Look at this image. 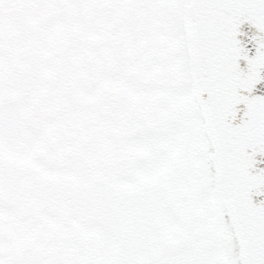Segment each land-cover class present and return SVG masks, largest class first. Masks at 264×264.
Returning a JSON list of instances; mask_svg holds the SVG:
<instances>
[{
    "label": "snow or ice",
    "instance_id": "1",
    "mask_svg": "<svg viewBox=\"0 0 264 264\" xmlns=\"http://www.w3.org/2000/svg\"><path fill=\"white\" fill-rule=\"evenodd\" d=\"M0 264H264V0H0Z\"/></svg>",
    "mask_w": 264,
    "mask_h": 264
}]
</instances>
